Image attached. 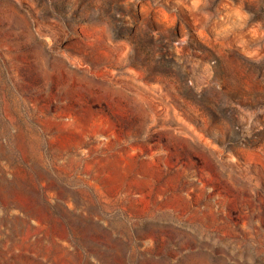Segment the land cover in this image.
Here are the masks:
<instances>
[{
    "label": "rangeland",
    "instance_id": "obj_1",
    "mask_svg": "<svg viewBox=\"0 0 264 264\" xmlns=\"http://www.w3.org/2000/svg\"><path fill=\"white\" fill-rule=\"evenodd\" d=\"M0 54V264H264V0H0Z\"/></svg>",
    "mask_w": 264,
    "mask_h": 264
},
{
    "label": "bare ground",
    "instance_id": "obj_2",
    "mask_svg": "<svg viewBox=\"0 0 264 264\" xmlns=\"http://www.w3.org/2000/svg\"><path fill=\"white\" fill-rule=\"evenodd\" d=\"M60 20H59V23H60ZM47 50H49V48ZM20 55H21L20 61L14 64L15 77H16L15 80L22 82L23 84L27 86H34L35 83L38 81V83L40 82V86H42V89L44 90L47 89L48 88V69H47L46 64H38L36 60L33 59L32 52L27 48L23 50L22 52H20Z\"/></svg>",
    "mask_w": 264,
    "mask_h": 264
}]
</instances>
